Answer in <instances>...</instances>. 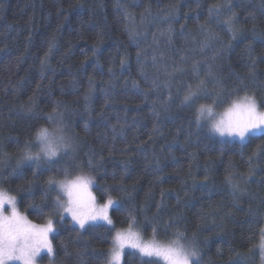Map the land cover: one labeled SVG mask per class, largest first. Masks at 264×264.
Listing matches in <instances>:
<instances>
[{
	"label": "trees",
	"instance_id": "16d2710c",
	"mask_svg": "<svg viewBox=\"0 0 264 264\" xmlns=\"http://www.w3.org/2000/svg\"><path fill=\"white\" fill-rule=\"evenodd\" d=\"M230 2L241 29L235 39L209 21V6L225 0H0V191L30 220L55 221L51 264H105L116 229L130 226L129 210L146 237L172 242L177 230L185 233L201 264H261L264 132L222 139L196 125V109L211 99L181 104L186 86L205 78L206 64L199 77L192 70L204 60L227 89L239 75L264 99V3ZM229 14L222 7L220 19ZM209 32L215 39L202 49ZM232 98L213 107L223 110ZM40 128L62 129L76 150L39 166L23 159L26 142L39 150ZM63 169L68 178L93 176L100 201H119L113 226L61 220L54 200L63 195L46 181L63 180ZM123 264L164 262L128 250Z\"/></svg>",
	"mask_w": 264,
	"mask_h": 264
},
{
	"label": "snow or ice",
	"instance_id": "6c2138e0",
	"mask_svg": "<svg viewBox=\"0 0 264 264\" xmlns=\"http://www.w3.org/2000/svg\"><path fill=\"white\" fill-rule=\"evenodd\" d=\"M262 3H264V0H262ZM222 7L230 13L223 20L220 19ZM208 12L209 21L215 20L218 25L222 24L231 37L236 38L237 32L241 29L236 27L238 14L233 10L230 0H225L223 6L220 4L209 6ZM201 30H207V24L201 25ZM168 31L170 32L171 29L169 28ZM160 35L165 36V32L161 31ZM168 39L170 40V37ZM211 39H215V37L209 32L206 40L201 42V48H208V41ZM137 55L139 56L140 53L138 52ZM183 59L185 57L182 56L181 60ZM215 59L216 55L212 57V60ZM156 62L154 57L153 63ZM123 63L122 60L121 65ZM200 63L207 65L205 78L199 79L194 87L191 84L187 85L181 100V104L185 106H189L201 98L212 100L211 104H201L196 109L197 127L206 124L210 132L218 134L220 137H238L241 141L257 131H264V110H261L264 106V99L258 103L255 92L249 94L248 85L244 82L245 78L237 75V83L231 89H227L223 79L217 76L212 64L208 63L207 60L193 62L192 70L197 77H199L198 65ZM254 64L255 61L253 60L249 65V76L251 78H255ZM163 70L167 73V67ZM174 71H183V69L177 65ZM209 84L212 85L211 89L208 88ZM153 85L159 87L156 79L153 80ZM165 85H167V82H165ZM241 91L244 93L243 95H239ZM226 98L232 99L223 113H217L213 105L225 103ZM171 100L172 97L169 95L164 101L165 110L166 105ZM48 119L51 121L53 117L49 115ZM35 143L39 150L33 153L30 150L31 142H26V148H29V150L24 152L22 158L34 161L38 166L42 159L47 163H55L62 155H71L76 150L75 138L63 134L62 129L49 132L47 128H40L36 133ZM251 159L252 157H249V162H251ZM102 161L103 157L100 158L101 163ZM88 165L90 168L93 167L91 158ZM62 171L65 177L63 180H57L52 176L46 181L50 188L54 187L60 194L67 197L65 201L61 199L60 195H57L54 200L55 207L63 209V213L69 214L81 229L94 221H106L108 225H111L112 220L108 215V210L114 204H118L119 201H114L109 195L106 203L97 206L96 197L91 192L95 178L90 175H77L69 179V170L63 169ZM228 179L229 183H232L231 175ZM238 187V184H233V188ZM121 190H123V187ZM5 204L10 206V214H5ZM16 204L15 197L5 198L0 194V264H11V262L37 264V258L42 251H46L50 259H54L55 252L50 239V234L56 232L53 219L49 218L44 225L33 224L17 210ZM157 208L159 209V205ZM60 218L61 220L64 218L63 214ZM129 221V229L117 232L113 237V248L110 249L105 264H120L123 250L126 247L137 249L142 258L156 257L162 259L166 264H201L199 248L194 240H185V233L177 230L174 234L175 239L168 245H161L154 241L145 243L139 233L132 230L131 224L135 222V217L132 215L131 210H129ZM168 227H171V224ZM155 231L154 228L153 232L155 233ZM262 236H264V233H262ZM259 247L261 260L264 262V239L261 240ZM65 255H68L66 247Z\"/></svg>",
	"mask_w": 264,
	"mask_h": 264
},
{
	"label": "rangeland",
	"instance_id": "374dc122",
	"mask_svg": "<svg viewBox=\"0 0 264 264\" xmlns=\"http://www.w3.org/2000/svg\"><path fill=\"white\" fill-rule=\"evenodd\" d=\"M257 101H258V103L261 102L258 98H257ZM225 109H226V108H225ZM225 109H223V110H217V109L214 108V110H215L217 113H223V111H224ZM261 110H264V106H262ZM53 131H54V130H49V132H53ZM261 132H264V131H257V132H255V133H253V134H258V133H261ZM217 135H218V134H217ZM251 135H252V134H251ZM218 136H219V135H218ZM219 137H220V136H219ZM220 138H222V139H230V140H239V141H241L238 137H228V136H224V137H220ZM247 138H248V137H246L243 141H245ZM243 141H242V142H243ZM72 178H73V177H72ZM69 179H71V178H69ZM91 192H92V194L96 197V204H97V206H102L104 203H106L107 200H105V201H100V200L98 199V197H97V195H96V192H95V190H94V184H93V186H92V188H91ZM0 194H2L5 198H7V197H15V196H13V195H11V194H9V193H7V192H3V191H0ZM61 195H62V194H61ZM15 198H16V197H15ZM66 199H67L66 196H62V200H65V201H66ZM112 199H113L114 201H117V199H115V198H112ZM16 202H17V199H16ZM117 205H118V204H114V205H113L112 207H110L109 210H108V215H109L110 219L112 220V224H111V226L114 225V220H113V217H112V209H113V207H115V206H117ZM16 206H17V210H18L22 215L26 216L27 219H28L29 221H31L33 224H36V225H44V224L47 223V221H45V222H35V221L30 220V219L28 218V216L20 210L19 205H18V202H17ZM61 210H62V213H63V209H61ZM10 211H11L10 206H9L8 204H5V214H6V215H7V214H10ZM63 215L66 216V217H69V218L72 220V222H73L76 226L79 227V225H78L75 221H73L72 217H71L69 214H67V213H63ZM53 222H54V224H55V221H54V220H53ZM95 223H105V224H107L106 221H94V222H90L89 224H95ZM86 226H87V225H85V227H86ZM55 227H56V224H55ZM131 227H132V230H133L134 232L139 233V235H140L142 241L145 242V243L153 242V241L156 242V243H158V244H161V245H168V244L171 243V242H163V241H160V240H158L157 238H153V237H151V238H150V237H146L140 229H138V228H136V227H134V226H131ZM56 229H57V227H56ZM128 229H129V227H127V228H117L116 231H115V234H116L117 232L127 231ZM263 233H264V229H263ZM53 234H54V233H53ZM53 234H50L51 242H52V236H53ZM262 239H264V236H262ZM262 239H261V240H262ZM260 243H261V241H260ZM260 243H259V245H260ZM52 245H53V243H52ZM112 248H113V246H112ZM258 249H259V252H260V247H258ZM128 250H134V251L139 252L137 249H133V248H131V247H126V248L123 250L120 264H123V261H124V254H125V252L128 251ZM260 254H261V253H260ZM155 258H156V257H155ZM260 258H261V255H260ZM158 259H160V258H158ZM49 260H50L49 254H48L46 251H42L41 254H40V256L37 258V264H51ZM160 260H162V259H160ZM162 261H163V260H162ZM163 262H164V261H163ZM260 262H261V264H264V262H262L261 259H260ZM11 264H20V262H11ZM164 264H166V262H164Z\"/></svg>",
	"mask_w": 264,
	"mask_h": 264
}]
</instances>
